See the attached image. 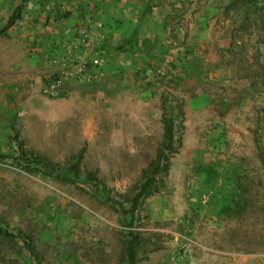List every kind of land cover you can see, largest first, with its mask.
Wrapping results in <instances>:
<instances>
[{"label":"rangeland","instance_id":"1","mask_svg":"<svg viewBox=\"0 0 264 264\" xmlns=\"http://www.w3.org/2000/svg\"><path fill=\"white\" fill-rule=\"evenodd\" d=\"M256 1L0 0V225L42 264H127L130 233L136 264H264ZM0 264L36 262L0 236Z\"/></svg>","mask_w":264,"mask_h":264},{"label":"trees","instance_id":"2","mask_svg":"<svg viewBox=\"0 0 264 264\" xmlns=\"http://www.w3.org/2000/svg\"><path fill=\"white\" fill-rule=\"evenodd\" d=\"M234 3H242L245 7H248L249 5L255 6L256 0H233ZM18 19V14L14 13L12 16L9 18L8 23L6 24L5 27H8L12 25L15 20ZM166 133V142L164 145L160 148L156 160L152 164L151 169L149 172L145 175L144 180L140 183V185L137 187L136 192L134 193L133 197L130 199V206L125 209L123 205L120 203L119 206L120 208L127 213L134 214L139 200L153 192H157L156 188V182H157V175L161 173H165L167 171V164H168V159L170 154L173 151V144H174V134H173V123L170 122L165 129ZM0 157L2 158L3 155L0 154ZM40 162L43 165L45 163L43 161H36ZM73 172H75V168L72 167ZM115 202V201H113ZM0 236L1 237H6V238H13V237H21L24 241V245L27 249V251L30 253L31 257L34 258L36 264H42V258L39 257L32 245H31V239L29 237H23L21 233H18L16 235H13V233L9 232L7 229L2 227L0 225ZM138 242H139V237L135 233H130V239L127 242V247H126V256H127V264H136V251L138 247Z\"/></svg>","mask_w":264,"mask_h":264}]
</instances>
